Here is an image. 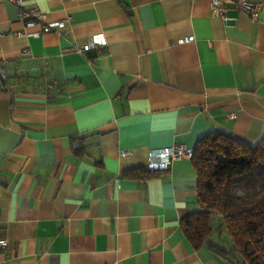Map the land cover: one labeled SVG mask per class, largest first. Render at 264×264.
Returning a JSON list of instances; mask_svg holds the SVG:
<instances>
[{"label":"crops","instance_id":"obj_1","mask_svg":"<svg viewBox=\"0 0 264 264\" xmlns=\"http://www.w3.org/2000/svg\"><path fill=\"white\" fill-rule=\"evenodd\" d=\"M210 1L21 0L70 16L36 37L0 2V264H226L181 228L192 161L139 171L211 131L264 138V0L258 19ZM94 33L106 43L78 51Z\"/></svg>","mask_w":264,"mask_h":264},{"label":"trees","instance_id":"obj_2","mask_svg":"<svg viewBox=\"0 0 264 264\" xmlns=\"http://www.w3.org/2000/svg\"><path fill=\"white\" fill-rule=\"evenodd\" d=\"M190 160L197 207L181 228L191 245L206 246L226 264H264V138L251 145L211 131L198 139Z\"/></svg>","mask_w":264,"mask_h":264},{"label":"built area","instance_id":"obj_3","mask_svg":"<svg viewBox=\"0 0 264 264\" xmlns=\"http://www.w3.org/2000/svg\"><path fill=\"white\" fill-rule=\"evenodd\" d=\"M10 2L18 5L17 16L23 21L24 27L20 30L13 31L16 36H40L43 33L55 31L59 32L65 25V21L70 18L68 16L64 20L47 21L43 12L35 8L20 6L21 0H0V2ZM233 5L235 8L246 13L252 19H258L261 4L256 0H211L210 7L212 13L216 15H224L229 7ZM192 36H186L182 39L183 42L191 40ZM106 43L102 33H94L90 35L81 47H76L78 51L94 50ZM23 53H28V49H23ZM0 76L5 78L6 73L0 64ZM227 117L234 119L236 113L229 112ZM124 151L122 155H126ZM193 149L186 147L180 143H174L169 146L156 147L149 150L147 168L150 171H163L168 169L174 162L180 159H191ZM8 240L0 238V250L6 248Z\"/></svg>","mask_w":264,"mask_h":264},{"label":"rangeland","instance_id":"obj_4","mask_svg":"<svg viewBox=\"0 0 264 264\" xmlns=\"http://www.w3.org/2000/svg\"><path fill=\"white\" fill-rule=\"evenodd\" d=\"M228 237V236H227ZM229 239V238H228Z\"/></svg>","mask_w":264,"mask_h":264}]
</instances>
